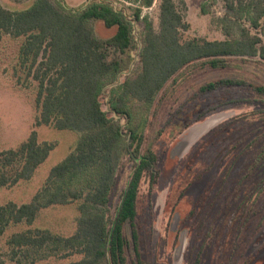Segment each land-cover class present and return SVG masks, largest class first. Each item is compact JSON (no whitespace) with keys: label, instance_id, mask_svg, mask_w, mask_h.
<instances>
[{"label":"rangeland","instance_id":"rangeland-1","mask_svg":"<svg viewBox=\"0 0 264 264\" xmlns=\"http://www.w3.org/2000/svg\"><path fill=\"white\" fill-rule=\"evenodd\" d=\"M35 0H0L11 12L30 8ZM62 11L82 9L93 2L111 1L124 9L132 24V46L120 53L106 46L107 60L121 66L116 76L106 79L101 97L104 110L125 133L138 127L145 135L144 147L158 156L160 176L153 188L144 178L138 200L137 229L142 259L148 264H264V97L250 86L221 87L212 92L201 89L221 79H241L248 85H264V61L259 57H230L226 68L203 67L193 63L176 74L153 103L127 97L129 121L110 111L108 101L114 91L141 69L144 18L158 31L161 0L142 7L141 18H133L139 4L123 0H50ZM190 24L183 40H233L240 37V19L225 7L223 0H175ZM206 2V12L203 5ZM186 5L187 7H185ZM94 37L104 42L117 31L103 21L90 19ZM264 36L263 27L256 31ZM25 37L0 33V152L17 149L33 130L39 142L54 144L49 157L28 180L0 187V205L30 202L44 186L50 170L74 152L80 133L52 125H36L38 83L22 65L20 50ZM125 134L115 150V187L111 195L113 214L120 202L133 161ZM83 200L42 208L31 224L12 223L0 238V264H68L83 255L63 243L43 248H12L15 233L49 230L62 238L77 231ZM130 264L134 259L131 230ZM72 250V249H71ZM100 264H107L106 260Z\"/></svg>","mask_w":264,"mask_h":264},{"label":"trees","instance_id":"trees-1","mask_svg":"<svg viewBox=\"0 0 264 264\" xmlns=\"http://www.w3.org/2000/svg\"><path fill=\"white\" fill-rule=\"evenodd\" d=\"M154 1L123 0L139 4L133 15L135 21L142 19V7H151ZM223 1L229 13L250 22L249 27L242 26L239 38L183 40L182 32L190 24L175 0H161L159 30L144 18L141 69L118 87L121 94L112 93L108 101L110 111L129 121L127 97L153 103L176 74L196 62L217 69L226 68L230 57H259L264 61V36L252 31H261L263 27L264 0ZM202 10L206 12V2ZM90 19L101 20L107 28L116 27L117 31L105 43L101 42L88 26ZM130 21L125 10L111 1L93 2L65 12L50 0H35L30 8L19 12L8 11L0 4V33L25 37L20 59L38 83L40 115L36 125H52L81 134L74 152L50 170L44 186L30 202L0 205L1 238L12 223H33L42 208L83 200L76 233L66 239L49 230L15 233L9 240L12 248L63 243L70 249L65 256L74 251L83 255L81 260L68 264H100L103 260L107 264H130L131 243L124 232L128 225L134 246L132 264H148L139 248L138 200L144 178L149 177L151 188L158 181V156L150 147H144L145 135L138 127L125 133L101 103L106 79L116 76L121 68L118 62L107 60L106 46L122 54L131 48ZM232 86H250L264 97V85H248L241 79L209 82L201 90L212 92ZM125 134L129 136L127 147L133 170L112 214L109 206L115 187V150ZM53 148L54 144L39 142L38 133L33 130L17 149L1 151L0 187L30 179Z\"/></svg>","mask_w":264,"mask_h":264},{"label":"built area","instance_id":"built-area-1","mask_svg":"<svg viewBox=\"0 0 264 264\" xmlns=\"http://www.w3.org/2000/svg\"><path fill=\"white\" fill-rule=\"evenodd\" d=\"M126 4H129V3H126Z\"/></svg>","mask_w":264,"mask_h":264}]
</instances>
